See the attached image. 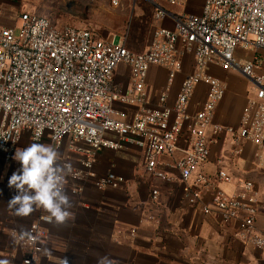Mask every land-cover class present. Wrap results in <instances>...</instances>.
Instances as JSON below:
<instances>
[{
	"label": "built area",
	"instance_id": "obj_1",
	"mask_svg": "<svg viewBox=\"0 0 264 264\" xmlns=\"http://www.w3.org/2000/svg\"><path fill=\"white\" fill-rule=\"evenodd\" d=\"M153 5V17H170L174 29L158 27L148 45L139 52L111 38L96 37L87 28L55 26L48 17L20 12L17 33L14 27L0 28V153L9 161L26 132L32 142L44 136L56 149L62 141L82 142L78 167L65 169L64 178L92 181L97 186L119 187L120 175L108 172L97 177L93 155L101 148L117 150L124 143L139 148L144 170L157 177L160 158L181 157L172 163L184 185L187 200L194 204L205 189L213 191L211 207L221 225L235 221V235L264 255V232L255 228L257 191L251 181H243L240 191L226 195L213 185V179L193 172L209 157L211 137L228 134L232 141L246 140L264 147V0H203L199 14H172L163 4L177 0H146ZM117 5L116 0L111 1ZM237 48L248 51V61L235 57ZM192 56V70L181 81L170 105L169 89L181 70V57ZM128 67L130 87L119 92L111 85L114 68ZM151 65L166 71L164 87L157 95L159 107L146 106L145 78ZM238 71L251 83L252 90L240 112L237 127L214 121V112L226 92V85L209 72V66ZM206 86L204 100L194 111L188 109L198 84ZM120 101L137 105L130 119L116 110ZM112 135V139L108 135ZM182 143V145H180ZM60 165H70L60 160ZM218 179L229 176L219 171ZM157 191L151 190L156 199ZM209 206L203 210L208 212ZM48 215L38 213L16 245L22 253L21 264H35L39 256L49 257L43 249V224ZM133 236V232L129 233ZM31 237V238H30Z\"/></svg>",
	"mask_w": 264,
	"mask_h": 264
},
{
	"label": "crops",
	"instance_id": "obj_2",
	"mask_svg": "<svg viewBox=\"0 0 264 264\" xmlns=\"http://www.w3.org/2000/svg\"><path fill=\"white\" fill-rule=\"evenodd\" d=\"M111 1L108 2V8L102 5L99 8L119 13L123 0H116L117 5H112ZM130 1L134 9L135 0ZM202 3L203 0H177L176 4H163V7L177 15L199 14ZM63 5L65 10L59 13ZM149 5L153 11V5ZM69 8L67 2H60L58 7L53 8L21 3L17 8L10 7L7 16L0 15V28L13 27L14 22L7 23L5 17H15L16 20L20 12L45 16L55 26H66L69 24L59 23H67L70 20L66 17H78L79 14V11L69 12ZM154 20L150 37L158 27L174 29V21L170 17ZM78 28H87L98 38H114L123 43L120 34H106L92 27ZM110 29L112 31L113 27ZM252 52L237 48L235 57L240 61H248ZM261 57L264 61V53H261ZM181 63V70L175 75L169 89L168 105L172 103L182 79L192 70V56L184 54ZM209 72L227 87L224 97L216 106L214 121L223 126L237 127L241 108L252 90L251 83L238 71H226L211 65ZM165 80L166 71L163 67L151 65L148 68L145 78L146 106L159 107L157 95L164 87ZM111 85L121 93L130 87L125 64L120 63L114 68ZM205 90L206 86L202 83L195 87L188 105L190 111L196 110L204 100ZM113 107L124 112L128 119L137 110V105L120 101L114 102ZM108 136L115 139L110 134ZM32 143L51 145L47 136L40 142H32L28 134L23 132L16 149L26 148ZM76 145L85 148L82 142L72 143L68 139L56 148L60 160H67L74 168L78 167L80 158V152L74 149ZM209 150L207 161L193 172L189 183H193L197 174H203L213 179L214 187L231 196L240 191L243 181H251L258 193L255 228L258 232H264V147L246 140L235 142L228 134H220L211 137ZM13 156L5 161L0 153V262L21 264V251L11 250L16 245L15 231L22 232L38 213L48 216L49 213L38 208L29 216L20 217L14 209L9 208V200L17 193L15 188H9L8 181L13 172L20 168ZM180 157V153L161 157L157 170L164 177H157L144 170L143 154L132 144L124 143L117 150L101 148L96 151L93 155L96 176L112 172L122 176L124 183L113 188L65 177L63 190L69 196L71 207L68 211L74 218L63 224H57L54 220L43 224V249L49 257L39 256L35 264H63L65 260L68 264H101L102 258L103 264H264L260 249L245 244L235 235V221L228 225L219 223L210 206L213 195L210 188L203 190L194 204L188 202L179 172L172 166ZM219 171L225 172L229 179H218ZM153 189L157 191L156 199L151 198ZM205 206L210 207L208 212L203 210ZM130 232H133V236L129 235Z\"/></svg>",
	"mask_w": 264,
	"mask_h": 264
},
{
	"label": "clouds",
	"instance_id": "obj_3",
	"mask_svg": "<svg viewBox=\"0 0 264 264\" xmlns=\"http://www.w3.org/2000/svg\"><path fill=\"white\" fill-rule=\"evenodd\" d=\"M13 159L19 162L20 168L8 181L9 188H15L17 193L9 200L8 206L15 210L17 216L27 217L42 208L49 213L46 217L49 222L54 220L63 224L74 218L68 211L71 207L69 196L63 190L65 169L70 173L71 165H60L56 149L48 144L32 143L26 148H17ZM24 236H29L26 230L22 232L21 239ZM63 264H68V261Z\"/></svg>",
	"mask_w": 264,
	"mask_h": 264
},
{
	"label": "rangeland",
	"instance_id": "obj_4",
	"mask_svg": "<svg viewBox=\"0 0 264 264\" xmlns=\"http://www.w3.org/2000/svg\"><path fill=\"white\" fill-rule=\"evenodd\" d=\"M67 2L70 4L69 12H78V17H66L69 22L59 24H69L78 27H92L99 32L106 34L117 33L123 38V44L133 51H141L150 39L151 30L155 24L153 11L149 3L143 0H135L133 9L130 0H123L121 11L117 14L106 10L109 0H0V15L7 16L10 7L19 6L21 3H35L38 6L58 7V3ZM106 8H99V6ZM65 10L64 5L59 9V13ZM117 10H114V12ZM94 12H98L96 14ZM94 13V14H93ZM7 23H13L15 33H17L20 20L15 17H5ZM60 19L65 17H59ZM15 20V21H14ZM111 27H113L111 31Z\"/></svg>",
	"mask_w": 264,
	"mask_h": 264
}]
</instances>
